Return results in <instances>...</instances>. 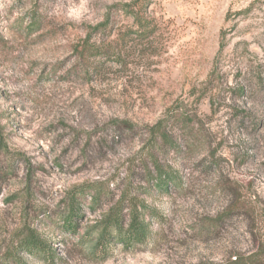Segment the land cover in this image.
I'll use <instances>...</instances> for the list:
<instances>
[{
    "label": "rangeland",
    "instance_id": "obj_1",
    "mask_svg": "<svg viewBox=\"0 0 264 264\" xmlns=\"http://www.w3.org/2000/svg\"><path fill=\"white\" fill-rule=\"evenodd\" d=\"M80 4L0 0V264H45L30 229L53 264H264V0ZM117 205L151 235L96 258Z\"/></svg>",
    "mask_w": 264,
    "mask_h": 264
},
{
    "label": "trees",
    "instance_id": "obj_2",
    "mask_svg": "<svg viewBox=\"0 0 264 264\" xmlns=\"http://www.w3.org/2000/svg\"><path fill=\"white\" fill-rule=\"evenodd\" d=\"M157 125L152 128L153 136L157 134L155 130L160 128ZM161 139L166 143L169 141V136L162 132ZM155 176L151 178L155 181V187L158 189H167L171 180L176 177L173 174L163 172L159 166H154ZM80 193V192H79ZM78 194L77 192L69 196L67 204V216L64 218L62 227L65 230L73 232L77 227L75 220L78 217ZM99 232L95 238L93 245V256L96 258H105L108 254V249L113 242L120 244L124 248H130L134 245H142L151 235L149 223L142 218V214L138 208H130L128 210V221L126 223L122 208L117 205L111 208L103 217L97 226ZM17 251H24L27 254L35 255L41 254L45 264H53L54 256L47 241L43 240L34 230H27L26 235L18 242ZM16 264H23L19 260L14 261Z\"/></svg>",
    "mask_w": 264,
    "mask_h": 264
},
{
    "label": "clouds",
    "instance_id": "obj_3",
    "mask_svg": "<svg viewBox=\"0 0 264 264\" xmlns=\"http://www.w3.org/2000/svg\"><path fill=\"white\" fill-rule=\"evenodd\" d=\"M86 3H87V0H81L80 7H78V8H73V9L71 10V14H72V15H75V16H78V15L81 13V11L83 10L84 5H85Z\"/></svg>",
    "mask_w": 264,
    "mask_h": 264
}]
</instances>
